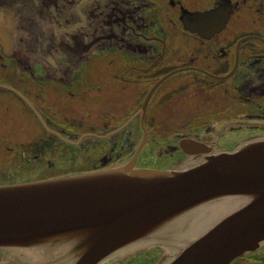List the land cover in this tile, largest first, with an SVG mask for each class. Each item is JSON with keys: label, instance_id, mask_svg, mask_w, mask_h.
<instances>
[{"label": "flooded vegetation", "instance_id": "1", "mask_svg": "<svg viewBox=\"0 0 264 264\" xmlns=\"http://www.w3.org/2000/svg\"><path fill=\"white\" fill-rule=\"evenodd\" d=\"M0 12L15 26L12 43L0 35V185L134 158L171 168L183 140L231 150L264 136V0H0ZM230 264H264V246Z\"/></svg>", "mask_w": 264, "mask_h": 264}, {"label": "water", "instance_id": "2", "mask_svg": "<svg viewBox=\"0 0 264 264\" xmlns=\"http://www.w3.org/2000/svg\"><path fill=\"white\" fill-rule=\"evenodd\" d=\"M181 145L188 157L171 168L134 158L1 184L0 248L15 251L0 264H112L155 248L153 264H230L264 246V136Z\"/></svg>", "mask_w": 264, "mask_h": 264}, {"label": "trees", "instance_id": "3", "mask_svg": "<svg viewBox=\"0 0 264 264\" xmlns=\"http://www.w3.org/2000/svg\"><path fill=\"white\" fill-rule=\"evenodd\" d=\"M158 253V249L151 250L149 253L139 254L134 258H130L128 261H126L127 263L122 264H152Z\"/></svg>", "mask_w": 264, "mask_h": 264}]
</instances>
